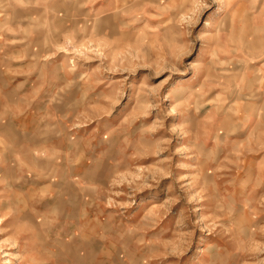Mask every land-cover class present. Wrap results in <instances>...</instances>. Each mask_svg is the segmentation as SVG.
Masks as SVG:
<instances>
[{
  "label": "rangeland",
  "instance_id": "1",
  "mask_svg": "<svg viewBox=\"0 0 264 264\" xmlns=\"http://www.w3.org/2000/svg\"><path fill=\"white\" fill-rule=\"evenodd\" d=\"M0 264H264V0H0Z\"/></svg>",
  "mask_w": 264,
  "mask_h": 264
}]
</instances>
